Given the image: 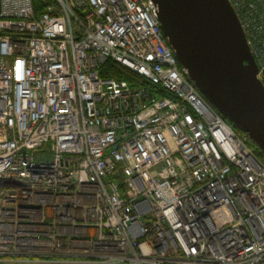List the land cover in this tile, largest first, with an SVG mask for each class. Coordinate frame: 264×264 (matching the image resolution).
Listing matches in <instances>:
<instances>
[{"label": "built area", "instance_id": "2783aa9c", "mask_svg": "<svg viewBox=\"0 0 264 264\" xmlns=\"http://www.w3.org/2000/svg\"><path fill=\"white\" fill-rule=\"evenodd\" d=\"M230 2L263 80L264 0ZM252 145L152 0H0V264H264Z\"/></svg>", "mask_w": 264, "mask_h": 264}, {"label": "water", "instance_id": "95a60500", "mask_svg": "<svg viewBox=\"0 0 264 264\" xmlns=\"http://www.w3.org/2000/svg\"><path fill=\"white\" fill-rule=\"evenodd\" d=\"M178 61L234 128L264 152V82L230 0H152Z\"/></svg>", "mask_w": 264, "mask_h": 264}, {"label": "trees", "instance_id": "16d2710c", "mask_svg": "<svg viewBox=\"0 0 264 264\" xmlns=\"http://www.w3.org/2000/svg\"><path fill=\"white\" fill-rule=\"evenodd\" d=\"M36 7L38 8V5H36ZM102 74L104 76H112L119 79L128 80L131 84L134 85L140 84L138 74L135 71L131 70L127 66L113 59H108L103 64ZM263 82H264V78H263ZM236 131L238 133H242V131L238 128H236ZM252 146L256 155L264 163V152L256 144L253 143Z\"/></svg>", "mask_w": 264, "mask_h": 264}, {"label": "rangeland", "instance_id": "374dc122", "mask_svg": "<svg viewBox=\"0 0 264 264\" xmlns=\"http://www.w3.org/2000/svg\"><path fill=\"white\" fill-rule=\"evenodd\" d=\"M41 264V263H39ZM43 264H60L59 262L57 261H52V262H46V263H43ZM64 264H77V263H64Z\"/></svg>", "mask_w": 264, "mask_h": 264}]
</instances>
